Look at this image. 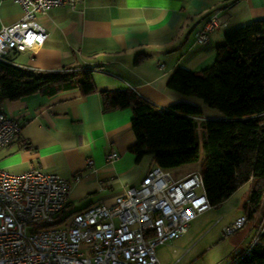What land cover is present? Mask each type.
<instances>
[{
	"label": "crops",
	"instance_id": "0c3cea01",
	"mask_svg": "<svg viewBox=\"0 0 264 264\" xmlns=\"http://www.w3.org/2000/svg\"><path fill=\"white\" fill-rule=\"evenodd\" d=\"M21 15L18 3L0 0V27ZM211 15L218 24L199 42L196 34ZM258 17H264V0H81L38 13L47 35L38 46L10 51L13 63L35 73L87 69L96 88L85 94L72 88L2 100L0 110L21 127L14 140L0 147V168L62 176L70 183V210L113 203L155 164L151 155L136 159L129 150L135 141L130 107L102 110L99 91L129 88L158 107L195 104L201 110L191 115L197 127L206 118H220L200 98L168 88L167 79L179 66L198 70L211 64L223 33ZM110 151L117 156L106 160ZM202 159L200 152L196 161Z\"/></svg>",
	"mask_w": 264,
	"mask_h": 264
},
{
	"label": "trees",
	"instance_id": "16d2710c",
	"mask_svg": "<svg viewBox=\"0 0 264 264\" xmlns=\"http://www.w3.org/2000/svg\"><path fill=\"white\" fill-rule=\"evenodd\" d=\"M166 85L200 98L221 117L202 120L197 132L191 115L201 112L199 106L179 101L158 107L129 88L100 90L101 108L130 107L135 141L129 150L136 159L149 154L155 165L168 169L198 160L201 152L199 171L211 206L249 181L244 215L252 219L264 199V17L226 30L211 64L198 70L179 66ZM72 88L93 91L90 71L67 67L35 73L9 56L0 58V102ZM75 210L66 205L62 213ZM256 232L229 264H264V227Z\"/></svg>",
	"mask_w": 264,
	"mask_h": 264
},
{
	"label": "built area",
	"instance_id": "2783aa9c",
	"mask_svg": "<svg viewBox=\"0 0 264 264\" xmlns=\"http://www.w3.org/2000/svg\"><path fill=\"white\" fill-rule=\"evenodd\" d=\"M13 1L22 15L0 27V58L43 43L47 33L38 13L81 0ZM217 24L216 15L209 16L197 41L205 42ZM20 127L18 119L0 110V147L14 140ZM116 156L110 151L105 157ZM69 189L70 183L56 173L0 168V264H161L156 246L179 237L197 214L211 207L199 169L173 177L167 168L153 165L113 203L97 202L66 214L62 210ZM244 219L237 217L224 234Z\"/></svg>",
	"mask_w": 264,
	"mask_h": 264
},
{
	"label": "rangeland",
	"instance_id": "374dc122",
	"mask_svg": "<svg viewBox=\"0 0 264 264\" xmlns=\"http://www.w3.org/2000/svg\"><path fill=\"white\" fill-rule=\"evenodd\" d=\"M196 129L199 132V126ZM199 167L198 161H192L168 170L173 177H177L188 169ZM249 184L246 181L220 203L197 214L179 237L157 245L155 253L161 264H218L226 258L234 260L236 250L242 252L251 236L264 227V199L252 219L244 215ZM241 215L245 217L241 226L224 234V227Z\"/></svg>",
	"mask_w": 264,
	"mask_h": 264
}]
</instances>
